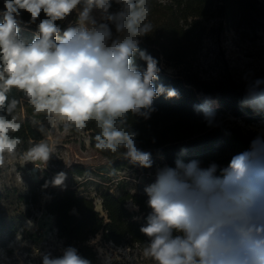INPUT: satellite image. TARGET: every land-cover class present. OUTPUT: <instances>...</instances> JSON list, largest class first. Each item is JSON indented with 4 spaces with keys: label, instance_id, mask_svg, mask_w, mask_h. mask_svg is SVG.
<instances>
[{
    "label": "clouds",
    "instance_id": "obj_1",
    "mask_svg": "<svg viewBox=\"0 0 264 264\" xmlns=\"http://www.w3.org/2000/svg\"><path fill=\"white\" fill-rule=\"evenodd\" d=\"M22 11L33 24L41 13L45 16L31 42L19 35ZM74 11L76 26L61 36L57 21ZM0 14V165L21 144L11 135L21 128L13 115L20 101L9 97L16 89L53 126L60 122L66 130L81 131L94 121L97 149H123L125 158L151 168V153L137 147L127 117L131 113L147 120L157 97H179L175 88L153 83L159 79V60L139 48L141 38L154 31L151 0H4ZM136 55L146 64L142 70ZM241 103L264 111V78L247 79ZM194 110L209 126L214 124L210 100ZM52 155L42 140L31 144L25 158L46 166ZM200 165L196 159L178 158L175 167L157 168L154 182L145 187L151 211L140 228L147 237L144 257L153 264H264V131L226 167ZM64 180L60 172L49 183L60 186ZM41 260L91 264L73 246L59 256L42 253Z\"/></svg>",
    "mask_w": 264,
    "mask_h": 264
},
{
    "label": "trees",
    "instance_id": "obj_2",
    "mask_svg": "<svg viewBox=\"0 0 264 264\" xmlns=\"http://www.w3.org/2000/svg\"><path fill=\"white\" fill-rule=\"evenodd\" d=\"M116 8L114 4L113 10ZM3 10L4 0H0V12ZM44 18L41 13L35 24L29 23L30 14L22 11L20 21L37 29L39 20ZM149 19L154 31L141 38L139 48L159 60V79L153 83L175 88L179 97H157L153 102L155 111L147 120L131 113L128 115L127 126L137 133V147L151 153V157L162 158L165 165L171 167H175L178 158L184 162L199 160L202 168L212 163L219 168L226 167L231 157L248 149L250 140L257 135L255 130L244 128L241 123L252 124L264 116V111H255L242 105L246 87L241 86L232 75L224 74L206 80L196 71L195 62L207 30L206 22H215L212 30H255L264 23V0H151ZM57 23L60 25L61 21ZM135 60L141 70L146 67L138 55ZM166 66L175 68L176 72L169 73ZM10 94L25 99L23 93L16 89H12ZM211 99L215 121L209 126L203 114L195 111L194 106ZM25 112L23 118L13 114L17 122L21 123L20 130L11 133L21 139L17 148L19 152L27 151L32 143L43 138L37 123L46 119L44 113L35 114L29 102L25 103ZM70 131L86 132L91 148L105 159L109 169L135 166L124 157L123 149L112 152L96 148L95 137L99 128L94 121H90L81 131L74 128ZM84 171V168L79 167L74 172L82 175ZM50 181L51 176L46 171L37 181L38 188L49 194L45 209L54 216L59 235L68 243H73L91 263L95 261L96 253L89 245V240L97 234L104 241L144 247L147 237L140 232V228L146 223L151 211L144 191L125 192L119 196L105 192L100 196V212L95 208L92 198L79 195L70 187L62 190L51 188ZM129 202L136 210L127 207Z\"/></svg>",
    "mask_w": 264,
    "mask_h": 264
},
{
    "label": "rangeland",
    "instance_id": "obj_3",
    "mask_svg": "<svg viewBox=\"0 0 264 264\" xmlns=\"http://www.w3.org/2000/svg\"><path fill=\"white\" fill-rule=\"evenodd\" d=\"M75 22L74 11L61 21L60 35L68 27L76 26ZM206 24L207 30L195 62V69L202 78L212 80L230 74L243 87H246L247 79L264 78V23L255 30L223 31L211 29L215 25L213 20ZM18 27L20 38L27 42L37 35V29L25 23L20 22ZM166 69L169 73L176 72L171 66H166ZM9 97L15 98L11 94ZM15 99L20 103L13 114L23 118L28 101ZM210 101L213 103L212 99ZM241 125L257 133L264 131V116L250 125ZM37 126L43 133L40 141H46L53 149L46 166L40 161L35 164L28 162L25 158L27 151L18 150L14 156H5L4 164L0 165V264H42V253L51 252L59 256L63 248L75 247L59 235L54 216L45 209L49 194L37 186L45 171L51 180L57 173H65L63 184L51 185V188L62 190L70 187L79 195L92 198L95 208L101 212L100 196L103 193L115 196L125 192L141 193L154 182L157 168L165 165L162 158L151 157V168L135 164L133 168L111 170L105 159L91 148L86 132L73 133L60 122L53 126L47 117ZM79 167L85 170L82 175L74 172ZM126 205L130 210H136L130 202ZM137 219L141 220L139 216ZM89 245L96 253L91 264H153L150 258L144 257L143 247L136 244H115L104 241L97 234L90 238Z\"/></svg>",
    "mask_w": 264,
    "mask_h": 264
}]
</instances>
